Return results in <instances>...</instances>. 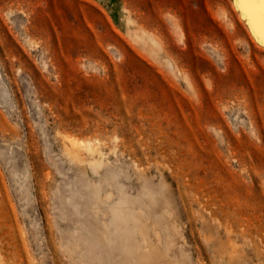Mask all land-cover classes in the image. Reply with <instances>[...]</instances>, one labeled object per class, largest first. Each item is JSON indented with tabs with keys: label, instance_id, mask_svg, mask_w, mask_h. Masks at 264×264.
<instances>
[{
	"label": "rangeland",
	"instance_id": "obj_1",
	"mask_svg": "<svg viewBox=\"0 0 264 264\" xmlns=\"http://www.w3.org/2000/svg\"><path fill=\"white\" fill-rule=\"evenodd\" d=\"M239 0H0V264H264V40Z\"/></svg>",
	"mask_w": 264,
	"mask_h": 264
},
{
	"label": "bare ground",
	"instance_id": "obj_2",
	"mask_svg": "<svg viewBox=\"0 0 264 264\" xmlns=\"http://www.w3.org/2000/svg\"><path fill=\"white\" fill-rule=\"evenodd\" d=\"M239 5L247 15L252 29L264 40V0H239Z\"/></svg>",
	"mask_w": 264,
	"mask_h": 264
}]
</instances>
